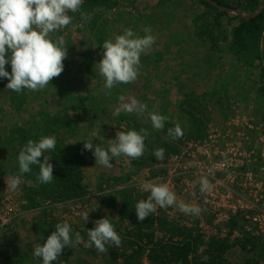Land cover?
I'll return each mask as SVG.
<instances>
[{"label": "rangeland", "instance_id": "1", "mask_svg": "<svg viewBox=\"0 0 264 264\" xmlns=\"http://www.w3.org/2000/svg\"><path fill=\"white\" fill-rule=\"evenodd\" d=\"M216 1L247 17L207 0H84L80 11L91 20L69 12L72 24L50 34L53 42L62 37L67 48L58 78L43 90L21 93L7 89L9 81L0 78V218L8 215L7 206L15 214L0 228V264H42L34 248L64 222L73 241L79 232L83 242L66 246L52 264H264V21L256 37L237 36L243 18L264 12V0L256 10L253 0ZM145 28L155 43L141 55L137 80L105 95L109 90L99 74L103 42L126 29L143 37ZM5 70L11 73V65ZM132 97L147 106L144 113L122 110ZM65 108L60 123L55 115ZM151 112L168 118L163 130L152 127ZM177 124L184 135L173 140L168 129ZM141 129L149 135L138 159L113 157L112 168H105L96 164L94 148L84 150L86 141L107 150L117 132ZM41 137L56 140L55 150L44 153L51 157L54 188L44 184L47 197L28 192L29 202L20 186L25 194L38 188V165L21 177L15 191L6 180L19 173L18 155L27 141ZM159 148L165 150L163 160L154 155ZM64 162L80 174V187L60 181ZM235 170L241 174L233 181ZM202 177L211 185L205 192ZM146 181L167 183L177 203L200 212L157 206L138 223L136 204L150 195L140 187ZM84 212H89L87 223ZM105 217L122 244L106 245L107 252L99 253L94 245L85 246L87 231ZM192 238L196 242L188 254L166 245ZM222 244L230 247L224 256L215 251Z\"/></svg>", "mask_w": 264, "mask_h": 264}, {"label": "clouds", "instance_id": "2", "mask_svg": "<svg viewBox=\"0 0 264 264\" xmlns=\"http://www.w3.org/2000/svg\"><path fill=\"white\" fill-rule=\"evenodd\" d=\"M84 0H0V78H6L9 83L6 88L21 93L22 90L40 91L45 89L54 78H58L64 71L63 61L67 58V48L63 38L53 42L50 34L67 28L73 22L69 12H80V17L85 22L91 20V15L81 12ZM143 37L137 36L132 29H126L124 34L115 36L103 42L102 59L99 61V74L103 77L104 88L108 89L105 95H110L111 90L118 84L134 83L139 75L141 55L152 47L155 37L150 35V28H145ZM10 53V55H9ZM11 65V73L5 66ZM103 90V89H102ZM123 101L124 97H120ZM122 110L126 113H144L147 106L134 97L130 102L123 103ZM120 109L116 114H119ZM152 127L163 130L167 117L158 112L148 114ZM149 135L147 130L139 132L130 130L119 131L114 142L105 150L100 145L94 146L86 141L84 150L92 151L99 164L105 168H112L113 157L125 156L138 159L145 151V139ZM183 130L179 124L168 129V136L173 140L182 138ZM55 137H41L38 142L28 140L18 155L19 173L7 178V188L15 191L21 184V177L31 172L32 165L39 166L37 182L49 184L53 181V165L50 156L45 152L55 150ZM165 150L159 148L154 155L158 160H163ZM43 157L41 161L39 158ZM201 192L210 190V183L206 177L200 180ZM141 190L149 192L147 200L136 204L135 213L138 223H142L151 213L160 208L177 207L185 214H198L200 209L184 202L177 203V196L167 183L146 181L141 185ZM83 221H89V212L81 216ZM95 227L87 231L88 242L86 247L95 246L99 253H106V245L120 247L122 238L115 230L108 217L96 220ZM72 229L68 222L58 223L55 231L48 236L41 246L37 244L33 250L34 258L42 260V264H52L62 255L67 246L72 248L74 243L83 242L79 232L72 239ZM207 259V257H205Z\"/></svg>", "mask_w": 264, "mask_h": 264}, {"label": "trees", "instance_id": "3", "mask_svg": "<svg viewBox=\"0 0 264 264\" xmlns=\"http://www.w3.org/2000/svg\"><path fill=\"white\" fill-rule=\"evenodd\" d=\"M91 1H92V3L97 4V3H100V2H106V1H110V0H91ZM213 1H216V0H213ZM250 3L252 4L251 8H254V10H256L258 8L259 0H253ZM221 5H223V4H221ZM224 6L228 7L227 5H224ZM233 10H235V9H233ZM263 21H264V12L259 14L256 17H251L249 19H244L243 18L241 26L237 29V36H240L242 40L243 39L245 40V37L243 36V33L248 34L251 38L256 37L262 31ZM64 111H68V109L65 108L60 113H57V115H55L58 118L60 117V119H59L60 123H65L64 120L66 119V116H62ZM11 155H13V154H11ZM62 167H63V169L61 171H59L58 175H57L59 177L60 181L62 182L64 180L66 185H68L70 183L69 184L70 186H78V187H80V185L78 183V181H79L78 179H80V174L79 173L77 174L75 172V170L73 168L69 167L67 164H65V162L63 163ZM33 169H36V165H32V170ZM68 181H71V182H68ZM66 182H68V183H66ZM48 185H49V187L54 188L52 183H50ZM42 186L45 187L44 184L38 183V188L37 189H35V190L34 189H27L26 199L29 202H31V200H32L31 199L32 196H30L31 194L28 195V192L33 193V194L40 193V194H42V195L47 197L46 194L47 193L49 194L50 192L46 190V187L44 189ZM53 195H50V197H52ZM192 242H196V239L192 238V239H190V241L189 240H185L182 243L169 242L166 245L168 247H170V248L181 250V251L186 252L188 254V252L191 251V248H193L192 247V245H193ZM229 249H230V247L228 245L222 244V245L216 247L215 251L219 255L224 256L229 251ZM185 264H188V261L185 260ZM248 264H258V263L251 261Z\"/></svg>", "mask_w": 264, "mask_h": 264}, {"label": "built area", "instance_id": "4", "mask_svg": "<svg viewBox=\"0 0 264 264\" xmlns=\"http://www.w3.org/2000/svg\"><path fill=\"white\" fill-rule=\"evenodd\" d=\"M218 169H221V164L220 163H216V165H215ZM240 172L239 171H237V170H235V171H233L232 172V174H231V179L233 180V181H235L237 178H239V176H240ZM13 207H11V206H7V209H6V211L8 212V215H6V216H4V217H1L0 218V228H2V227H4V226H7L9 223H10V221L13 219V217H14V215L12 214L13 212ZM12 212V213H11Z\"/></svg>", "mask_w": 264, "mask_h": 264}, {"label": "water", "instance_id": "5", "mask_svg": "<svg viewBox=\"0 0 264 264\" xmlns=\"http://www.w3.org/2000/svg\"><path fill=\"white\" fill-rule=\"evenodd\" d=\"M207 1H209L210 3H212L213 5H215L216 7L220 8V9L226 11V12H234V13H236V14L242 16V17H247V16L241 14V13H240L239 11H237V10L229 9V8H227L226 6H222V5H220L219 3L214 2L213 0H207ZM262 10H263V8H261L260 10H258L257 12H255V13L252 15V17H256V16H258V15L262 12ZM249 18H251V17H249ZM249 18H248V19H249ZM263 47H264V42H263Z\"/></svg>", "mask_w": 264, "mask_h": 264}, {"label": "crops", "instance_id": "6", "mask_svg": "<svg viewBox=\"0 0 264 264\" xmlns=\"http://www.w3.org/2000/svg\"><path fill=\"white\" fill-rule=\"evenodd\" d=\"M7 177V175L6 176H4V178H6ZM8 177H9V175H8ZM7 181V180H6ZM0 194L2 193V189H3V179H2V177H1V174H0ZM6 183V182H5ZM28 184V183H27ZM23 183H22V185L20 186V193L22 194V195H24V196H26V194L24 193L25 191H24V189H23ZM27 217H30V213L27 215ZM0 234H1V231H0Z\"/></svg>", "mask_w": 264, "mask_h": 264}]
</instances>
